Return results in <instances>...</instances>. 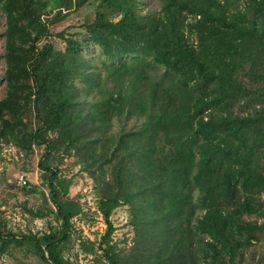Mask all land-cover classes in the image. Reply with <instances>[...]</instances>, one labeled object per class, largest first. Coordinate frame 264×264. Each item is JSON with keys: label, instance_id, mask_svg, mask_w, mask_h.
<instances>
[{"label": "trees", "instance_id": "trees-1", "mask_svg": "<svg viewBox=\"0 0 264 264\" xmlns=\"http://www.w3.org/2000/svg\"><path fill=\"white\" fill-rule=\"evenodd\" d=\"M88 1L54 0V20L62 8ZM34 2L0 0L7 86L0 144L44 147L47 161L62 148L80 158L102 192L98 209L107 228L100 246L109 264L121 262L111 216L122 205L138 231L145 224L146 243L153 231L164 260L197 264L191 252H178L187 237L193 248L204 245L206 264H235L258 238L257 223L246 216L257 212L264 193V107L235 111L264 99V0H159V8L150 0H99L86 26L109 59L97 68L73 37L63 51L39 45L49 23ZM160 67L164 76L157 78ZM131 120L135 130H112L114 121ZM40 166L51 175L61 227L39 236L0 226V255L27 245L47 264H72L61 245L79 206L62 199L68 186L48 163Z\"/></svg>", "mask_w": 264, "mask_h": 264}, {"label": "rangeland", "instance_id": "rangeland-1", "mask_svg": "<svg viewBox=\"0 0 264 264\" xmlns=\"http://www.w3.org/2000/svg\"><path fill=\"white\" fill-rule=\"evenodd\" d=\"M54 0H35L33 8L41 11L42 19L49 23V37L43 39L39 45L49 42L57 50H65L67 38L77 39L81 45V55L87 62L97 68L101 61L109 62L103 56L100 48L89 38L86 26L92 23L97 15L99 0H89L82 7L71 10L61 9V15L54 20L59 9L54 8ZM151 5L159 8V0H150ZM117 17L116 19H118ZM6 16L0 10V100L6 95ZM62 35L65 38H62ZM126 59H129L127 57ZM164 69L158 68L157 78L164 76ZM80 88V84H77ZM90 101V96L85 98ZM264 107L262 102L252 101L247 105L242 102L235 107V111L244 112L254 106ZM32 118L30 117V120ZM34 122V121H33ZM137 127V122L114 121L113 131H124ZM164 135V133H163ZM163 141V144L167 145ZM162 144V142H160ZM169 150V145H167ZM44 147L33 146L31 149H20L13 143L2 142L0 144V226L4 232H12L43 235L50 231L59 229L61 221L56 217V207L50 198V173H45L40 168V162L48 165L57 174L58 179L68 186L67 192L62 195V199L79 206L80 212L72 219L73 229L70 240L61 245L63 257L72 264H109L103 248L101 239L106 232L105 220L98 209V204L102 192L95 179L91 176L80 158L74 153L60 149L50 156L49 160H44ZM50 175V176H49ZM25 177L26 184L20 179ZM255 206L257 212L251 216H246L247 220L257 223L255 235L258 238L251 240L250 244H245L243 249L235 258V264H264V193L256 198ZM188 216L185 218L187 219ZM189 218V217H188ZM111 220L115 226L111 244L114 251L120 256V264H184L192 263L193 260L171 259L164 260L161 247L155 248L153 231H150V240L146 243L145 224L142 231H138L133 223L134 217L128 205H122L112 213ZM162 233V226L160 229ZM161 237V235H159ZM149 244V245H148ZM162 245V242H159ZM181 252L186 255L191 252L197 264H206L202 253L204 245L197 243L194 248L185 237L180 244ZM160 251V256L157 257ZM180 255V256H181ZM197 257V259H196ZM0 264H47L33 252L30 246H11L7 252L0 255Z\"/></svg>", "mask_w": 264, "mask_h": 264}, {"label": "built area", "instance_id": "built-area-1", "mask_svg": "<svg viewBox=\"0 0 264 264\" xmlns=\"http://www.w3.org/2000/svg\"><path fill=\"white\" fill-rule=\"evenodd\" d=\"M20 179L26 184V180L24 176H22Z\"/></svg>", "mask_w": 264, "mask_h": 264}]
</instances>
